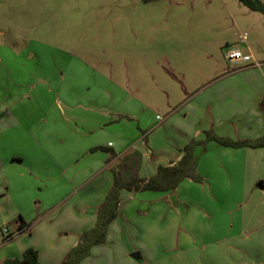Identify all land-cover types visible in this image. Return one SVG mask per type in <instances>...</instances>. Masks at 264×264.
Wrapping results in <instances>:
<instances>
[{
  "label": "rangeland",
  "instance_id": "obj_1",
  "mask_svg": "<svg viewBox=\"0 0 264 264\" xmlns=\"http://www.w3.org/2000/svg\"><path fill=\"white\" fill-rule=\"evenodd\" d=\"M244 33L247 34V45L258 44L257 61L261 63L264 59L263 18L237 0H0V102L3 106L2 117L6 121L2 130L8 132L0 136V238L5 228L15 237L0 242V254L8 250L9 244H22L16 232L15 221L18 217L29 226L42 217L41 226L47 225L52 229L47 233L42 230L41 235L44 240L50 237L55 252L61 253L62 246L70 241L77 242L80 234L72 232L76 227L74 222L71 218L59 217V214L79 204L78 199L86 200L98 194L100 188L97 184H101L100 180L97 184L95 181L101 166H95L83 153V158L77 163L79 168L87 167V170L80 175L79 183L72 184L69 179L76 169L74 162L68 159L62 141L68 140V137L61 140L53 136L61 131L75 136L76 131L99 127V123L110 116L101 119L89 110L86 113L77 110L72 113L66 106H82L83 109L89 106L93 109L95 105L90 102L107 100L106 91H109L114 97V106L110 110H118L122 103L126 108L127 94L124 90H130L133 84H140L135 87L140 86L147 99L161 95L160 89L163 95L166 92L170 97L168 100L161 95V103L155 104L161 110L153 116L159 115L157 121H162L170 112L166 108L171 104L172 108L175 100L188 88V91L197 92L192 111V114L196 111L192 117L194 122L200 118L198 110L204 105L212 108L214 119L217 114L220 117L221 126L205 132L233 142L258 139L241 138L234 134L236 130L229 129L238 121L244 124L252 120L249 116L256 107L253 108L250 98L255 86L264 82V66L239 70L243 64H232L225 58L226 50L246 49V44H241L239 37ZM258 69H261V73L256 71ZM167 71L172 72L184 87L176 84ZM108 79L116 84L109 83ZM155 82H159L157 86H154ZM160 83L163 85L159 86ZM199 95H204L203 103H198ZM101 109L106 110L107 107ZM58 110L69 117L85 116L87 124H80L81 127L78 126L76 130L71 120L65 124ZM103 110L96 113L100 114ZM181 111L175 116L179 121L183 117ZM149 119L150 116L146 118ZM169 123L161 129L162 141L181 148L192 144L194 175L200 178V182L189 181L202 186L204 181L201 174L208 171L213 160L220 162L215 168L216 177L226 180V190L221 191L225 198L216 202L217 227L221 231L225 225L220 219L222 214L226 212L230 221L238 212L242 200L238 180L246 178V187L250 189L255 187L253 178L264 175V167H260V163L264 164V149L231 148L247 150V153L236 152L232 160L229 158L232 153L225 152L226 158L222 161L216 159L212 152L204 151L211 143L205 141V132L198 140V130L189 131L190 139L179 133L169 136L164 133L169 130ZM208 124H212L210 119ZM128 128L124 123L122 130L125 132L118 131L122 133L121 137L133 133L130 138L132 142L138 137L139 130L136 127L133 128L135 130ZM186 138L187 141L183 143ZM86 139L84 134L76 137V141L83 145ZM91 139L95 141L97 137ZM104 141L115 144L117 140L106 137ZM26 146L34 147L35 154L42 157L41 149H45V146L50 148L54 154L44 156L50 162L52 159L63 161L66 169L55 166L46 169V175L39 177L28 173V168L24 166L10 167V155ZM96 151L102 152L100 148ZM200 155L203 158L199 161ZM204 155L207 157L204 158ZM251 163L255 164V170L250 169ZM126 166L125 173L137 168L138 162H130ZM58 167L60 174L56 176ZM59 181L63 183L53 184ZM220 183L213 185L215 189ZM139 193L142 192L133 193L126 202L142 209L143 199ZM249 198L243 197L242 210L250 202ZM121 201L120 198L119 204ZM17 204L23 208L22 215L16 214L4 222L3 215ZM48 209L54 212L47 213ZM46 217L53 219L51 223L46 224L42 220ZM142 220V215L128 217L130 224L120 234L123 242L112 238L106 245L96 246L89 260L83 264H142V261L130 257L132 253L139 252L138 228L139 222H145ZM117 222L123 228L121 217ZM202 225L200 221L194 231L197 232ZM172 230L175 236H180L177 228ZM63 231L66 235H63ZM33 234L37 237L35 232ZM233 251L238 254L234 258L231 256ZM226 259L227 264H249L242 250L234 248L226 253Z\"/></svg>",
  "mask_w": 264,
  "mask_h": 264
},
{
  "label": "crops",
  "instance_id": "obj_2",
  "mask_svg": "<svg viewBox=\"0 0 264 264\" xmlns=\"http://www.w3.org/2000/svg\"><path fill=\"white\" fill-rule=\"evenodd\" d=\"M239 37L241 38V44H246L247 34L245 35L244 33V35H240ZM257 50L258 44L256 42L252 44L250 43L249 45L246 44V49L241 51L248 54L251 57V61L248 64H243V67L241 66L239 70L256 68V66H254L255 63L259 64L258 67L264 66L263 58H259L261 60L263 59L261 63L257 61ZM256 71L261 73V69ZM166 73H168L172 79L176 80V84H180L184 87L183 83L178 81L177 77L172 72L167 71ZM153 79L154 78L152 77V80ZM107 81L116 84L109 79ZM125 82L128 86V81L125 80ZM158 83L159 82H155L153 84L154 86H157ZM138 85L140 84H133L130 90H124L127 94L126 108L124 103H122L121 106H118V110H110V108L114 106V97L109 91H106L107 100L90 102V104L95 105L93 109L89 108V106L85 109H83L82 106H66L72 113L76 112V110L78 112L86 113L89 110L94 116H100L101 119H106L108 116L110 117L106 121L101 120L103 123H99V127L91 128L92 130L76 131L75 136H69L68 131H61L60 134L53 136L58 139L61 138V140L63 137H68V140L63 139L62 141L67 149L66 154L68 155V159L71 162H74L76 169L74 175L69 179L72 184L76 185L79 183L80 175L87 170L85 169L87 167L79 168L77 163L83 158L81 157L83 153L86 154L85 157L89 158L95 166H101L95 181L97 184L98 180H100L99 184H101H97V187L100 188L98 189V194L93 197H88L86 200L78 199L77 202L79 204H74L72 209H65L59 214V217H68L69 219H72L76 226L72 232H75L77 235L88 231L95 225V212L103 203L105 195L112 185L113 170L120 168L124 162L126 163V161H137L138 166L136 169L133 168L134 173L137 178L146 180L155 175L157 167H169L180 160L183 155L184 147L181 148V146L171 145L161 140V133L163 132L161 129L166 127L169 121V130L164 131L165 134L168 133L169 136H173L174 134L179 133L180 136L190 139L189 131L198 130L197 133L199 134L197 140L202 138L201 135L205 132L204 130H217L221 126L220 117L218 116L217 111H215L217 115L214 119L213 110L211 113L210 109L212 108H208L207 105L199 108L198 112L200 118H198L197 122L193 121L192 117L196 111L193 112V114L192 111L195 108L194 99L197 92L188 91V88L183 90V94L175 100L176 104L172 108V104L166 108V110L170 109V112L165 119L157 121L159 115H153L159 111L160 107L155 104L161 103L163 90L160 89L161 95L147 99L143 96V91L140 89V86L138 88L135 87ZM162 85L163 83L159 84V86ZM203 96H198L201 97L198 103L204 102ZM163 97L168 100L170 98L166 92H164ZM263 98L264 82L255 86V92H253V95L250 98L253 108L256 107L249 116L252 120H249L244 124L243 122L238 121V124H234L232 129L229 128L230 130H236L234 133L236 136L239 135L241 138H260L263 136V116L259 107H257V104ZM104 107H107V109H101ZM101 110L103 111L100 114L96 113ZM180 110H182L181 112L183 114L181 121L175 118L176 113ZM58 111L62 114L61 117L64 119L65 124L71 120L73 122L72 126H74L76 130L78 126L81 127L80 124H87V121L84 118L85 116L72 115L69 117L60 110ZM2 114L3 106L0 102V136L8 133L6 130H2V125L6 122L4 121ZM149 116L150 119L146 120ZM236 116V114L233 115L234 118H236ZM88 117L90 118V115H88ZM209 119L212 122L211 125L208 124ZM156 122H158V124ZM124 123L127 130H129L128 126L132 127L130 130H135L133 129L135 127L136 130H139L138 137L132 142L130 141V138L134 135L133 133L126 137H121L122 133L118 131L122 130V125ZM158 131H160V133H158ZM243 131L246 133H242ZM122 132L124 133L125 130H122ZM81 134H84L87 137L84 141V145L76 141V137H79ZM192 136L194 138V132L192 133ZM222 136L225 135L223 134ZM90 137H97V139L95 141L94 139L90 140ZM106 137H110V139L114 138L117 141H115V144H113V141L104 143ZM69 138L73 139L69 140ZM187 138L183 140V143L187 141ZM98 148H105L113 155L107 151H96ZM33 149L34 147L26 146L21 150L15 151V153L8 158L10 162L9 166L15 168H21L24 166L28 168V173L39 177L46 175V169H51L55 166H60L66 169V165L63 161L52 159V162H50L47 157L44 156H51L54 154L50 148L45 146V149H41L44 154L43 157L36 155V151H33ZM204 151L212 152L216 159H222V161L226 158L225 152L232 153V156L229 157L232 158V160L234 159L236 152L247 153V150L224 148L218 146L214 142L209 143ZM206 157L207 156L204 155V158ZM198 158L200 161L203 156L200 155ZM218 163L220 162L213 160V163H210L211 165L208 171L201 174L204 181L202 186L186 179L172 192L139 193L142 194L141 197L143 199V204L141 205L142 209H139L137 205L128 204L126 202V199L132 197V194L136 192L121 190L120 198L123 202L121 201L118 205L117 217L109 224L105 243L102 245H106L112 238L114 241L123 242L120 234L124 232L126 227L130 224V222L127 221L128 217L142 215L145 222H139V247H137L140 256L138 262L142 261V264H227L226 253L231 251V248L242 250L247 260H249V264H264V175L256 177V173H254L253 176L256 177L253 178L255 187H251L250 189H247L246 187V178L242 177L238 180L239 185L241 184V199L243 200L244 196H249L250 202L246 208L242 210L241 200L239 202V209L236 216L230 221L227 220L226 212L223 213L220 219L225 225H223L221 231H219L217 227L219 226V223L216 220L218 215L216 202L225 198L221 191L226 190V180L224 178L220 180V178L216 177L217 172L215 168ZM260 167L263 168L264 164L260 163ZM194 168L195 167H193V172ZM250 169L255 170L254 163L250 164ZM59 170L58 167L56 176L60 174ZM208 173H210V176L207 177ZM220 181L222 183H220L215 189V186L213 185H218ZM228 182L231 183L232 180L229 179ZM62 183V181H59L56 183L54 182L53 184L61 185ZM81 186L83 185L81 184ZM1 211L2 209H0V212ZM22 212L23 208L20 204H17L15 207L12 206V209H9L8 212L3 215V217L5 216L3 220L6 222V219H12L16 214L20 213L22 215ZM46 212L53 213L54 211L53 209H48ZM120 217L124 222L123 228L117 222ZM41 218L42 217L34 220L33 224L30 225L31 227L29 225L23 227L21 233H18V239L21 237L22 244H9V246H7L8 250L0 254V264L5 259L20 257L22 252L27 248L36 250L38 261L41 264H63L69 250L75 246L76 240L70 241L68 245L64 244L65 246H62L61 253L60 251L55 252L56 248L54 245L50 244V237L49 240H44L43 235H41L42 230L47 233L46 231L52 229L47 225L41 226ZM42 220H44L46 224H49L53 219L51 217H46ZM200 221L203 223L202 228H197L198 231L195 232L194 228ZM174 227L181 233L180 236H175L173 234L174 232L172 228ZM34 232L37 234V237H34ZM63 232V235H66V232ZM11 235L13 236L12 233H10V236ZM14 238L15 237H13V239ZM95 247L96 246L92 247L90 255L87 259L85 258L81 261L80 264H83L85 260H89ZM225 248H227V250H225ZM235 255H238L236 251L231 252L233 258ZM241 262L242 261H240V263ZM128 264L130 263L128 262Z\"/></svg>",
  "mask_w": 264,
  "mask_h": 264
},
{
  "label": "trees",
  "instance_id": "obj_3",
  "mask_svg": "<svg viewBox=\"0 0 264 264\" xmlns=\"http://www.w3.org/2000/svg\"><path fill=\"white\" fill-rule=\"evenodd\" d=\"M237 1L248 10L260 14L264 21V0ZM259 108L264 119V98L260 101ZM204 135L206 139L205 141L214 142L221 147L264 149V134L256 140L243 139L235 142L218 138L211 132H205ZM191 148L192 144L185 146L183 148V155L176 164L169 167H157L155 175L146 180L136 177V174L134 173V169L136 168L129 170L126 173L123 172L127 168L126 164L132 161H126V163L124 162L120 168L113 170L112 185L105 195L103 203L96 209L95 225L88 231L79 235L75 246L69 250L63 264H80L81 261L90 255L92 247L105 243L108 226L117 217L121 190L128 192H172L182 181L186 179L195 183L200 182V178L195 176L193 172L194 161ZM100 150L107 151L113 155L105 148H100ZM15 223L17 224V233H21L23 227H25L21 217H18ZM9 240L11 239H8L7 241ZM1 264L41 263L38 261V254L36 250L27 248L22 252L20 257L5 259L1 262Z\"/></svg>",
  "mask_w": 264,
  "mask_h": 264
},
{
  "label": "built area",
  "instance_id": "obj_4",
  "mask_svg": "<svg viewBox=\"0 0 264 264\" xmlns=\"http://www.w3.org/2000/svg\"><path fill=\"white\" fill-rule=\"evenodd\" d=\"M225 58L232 64H248L251 61V57L248 54H245L244 52L235 48L226 50ZM254 66L258 67L259 64L255 63ZM11 237L12 236H10L7 229L5 228L1 231L0 242H7L8 239H11Z\"/></svg>",
  "mask_w": 264,
  "mask_h": 264
},
{
  "label": "water",
  "instance_id": "obj_5",
  "mask_svg": "<svg viewBox=\"0 0 264 264\" xmlns=\"http://www.w3.org/2000/svg\"><path fill=\"white\" fill-rule=\"evenodd\" d=\"M130 257L135 260V261H139L140 260V256L137 252L133 253L130 255Z\"/></svg>",
  "mask_w": 264,
  "mask_h": 264
}]
</instances>
